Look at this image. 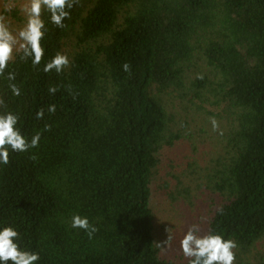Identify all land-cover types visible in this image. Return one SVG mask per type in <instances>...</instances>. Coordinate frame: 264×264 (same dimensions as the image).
<instances>
[{"label": "trees", "instance_id": "trees-1", "mask_svg": "<svg viewBox=\"0 0 264 264\" xmlns=\"http://www.w3.org/2000/svg\"><path fill=\"white\" fill-rule=\"evenodd\" d=\"M65 24H47L37 68L10 62L19 97L0 77V112L29 141L42 132L0 164V228L37 264H187L156 246L151 200L207 193L202 232L234 240V264H264V0H81ZM56 52L70 67L43 72ZM76 214L98 229L91 239Z\"/></svg>", "mask_w": 264, "mask_h": 264}, {"label": "clouds", "instance_id": "clouds-1", "mask_svg": "<svg viewBox=\"0 0 264 264\" xmlns=\"http://www.w3.org/2000/svg\"><path fill=\"white\" fill-rule=\"evenodd\" d=\"M81 0H0V77H5L9 82L8 87L13 96L21 95L20 87L15 83L16 73L10 71L9 64L18 56L21 62L31 61L34 68L41 65L45 57V48L42 41L48 31L47 24L64 29L66 20L71 19L72 10L80 6ZM18 11L24 18L22 26L13 30L8 22L7 14ZM47 17V20L45 19ZM70 67L67 55L56 52L43 65V72L50 73L53 70L59 74ZM126 73H130L131 66L128 63L122 65ZM201 78L202 77H198ZM58 89L49 87L50 94H55ZM69 91L71 88L69 86ZM0 107L6 108L2 99ZM55 105L48 106V112L54 114ZM44 110L36 113L37 119H43ZM213 131H218L219 125L214 117L210 118ZM19 116L11 111L0 112V164H9V150L16 153L27 152L37 148L42 132H36L29 141L17 127ZM51 126L45 125L44 131H50ZM31 159H36L32 156ZM71 227L86 232L89 239L98 229L89 223L87 217L78 214L71 218ZM167 239L156 243L162 252L167 251L171 245V228L165 229ZM19 233L11 226L0 228V264H37L39 253L21 249ZM183 256L187 264H234L236 260L235 249L237 244L232 239H225L222 235L202 232L197 224L187 228L179 241Z\"/></svg>", "mask_w": 264, "mask_h": 264}, {"label": "rangeland", "instance_id": "rangeland-1", "mask_svg": "<svg viewBox=\"0 0 264 264\" xmlns=\"http://www.w3.org/2000/svg\"><path fill=\"white\" fill-rule=\"evenodd\" d=\"M200 149L204 152L207 151V148L202 147V145H200ZM171 158L173 161L175 155L171 156ZM197 160L199 161L200 158H198ZM177 161L179 162H177L176 164H179L180 160ZM182 161L185 162L184 160ZM199 164L202 165V163ZM167 172L168 171H161V175H163V177H166ZM191 172L193 174V169L191 168H176L174 175H177L179 173L180 179H182L184 178L183 175H188L189 177ZM170 183L174 184L173 181H170ZM151 206L155 216L157 217L155 228H157L159 242L167 239V233L165 229L171 228L172 231L170 235L172 236V241L170 247L166 252H176L177 254H180L182 253V251L179 246V241L187 231L188 225L186 221H193V224H197L199 225V227H201V222H203L202 217L208 214L211 202L208 198L207 193H205V195H200L197 193V195L194 198L192 197L189 202L179 200V202L172 203L167 199L165 193L163 191H160V193H154L151 200Z\"/></svg>", "mask_w": 264, "mask_h": 264}]
</instances>
